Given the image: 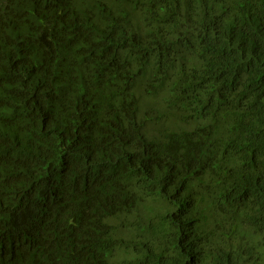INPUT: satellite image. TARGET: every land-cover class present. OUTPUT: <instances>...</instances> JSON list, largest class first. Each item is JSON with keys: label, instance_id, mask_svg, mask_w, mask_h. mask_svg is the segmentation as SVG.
I'll return each mask as SVG.
<instances>
[{"label": "trees", "instance_id": "trees-1", "mask_svg": "<svg viewBox=\"0 0 264 264\" xmlns=\"http://www.w3.org/2000/svg\"><path fill=\"white\" fill-rule=\"evenodd\" d=\"M0 264H242V0H0ZM243 264H264V0H243Z\"/></svg>", "mask_w": 264, "mask_h": 264}]
</instances>
